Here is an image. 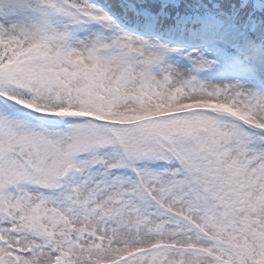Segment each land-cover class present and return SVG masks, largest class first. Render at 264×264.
<instances>
[{"label": "snow or ice", "instance_id": "6c2138e0", "mask_svg": "<svg viewBox=\"0 0 264 264\" xmlns=\"http://www.w3.org/2000/svg\"><path fill=\"white\" fill-rule=\"evenodd\" d=\"M0 264H264V0H0Z\"/></svg>", "mask_w": 264, "mask_h": 264}]
</instances>
